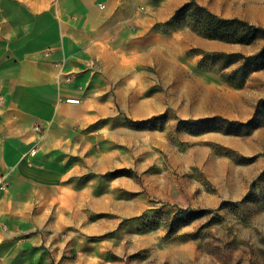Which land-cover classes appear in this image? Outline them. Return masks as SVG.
Returning a JSON list of instances; mask_svg holds the SVG:
<instances>
[{"label":"rangeland","instance_id":"374dc122","mask_svg":"<svg viewBox=\"0 0 264 264\" xmlns=\"http://www.w3.org/2000/svg\"><path fill=\"white\" fill-rule=\"evenodd\" d=\"M197 1L264 26V0ZM168 22L123 52L112 115L79 135L81 195L51 264H264V69L237 85L227 76L238 64L202 62L264 40L228 43L191 18Z\"/></svg>","mask_w":264,"mask_h":264},{"label":"crops","instance_id":"0c3cea01","mask_svg":"<svg viewBox=\"0 0 264 264\" xmlns=\"http://www.w3.org/2000/svg\"><path fill=\"white\" fill-rule=\"evenodd\" d=\"M186 1L0 0V264L61 258L75 222L64 213L81 195L79 135L112 115L123 52Z\"/></svg>","mask_w":264,"mask_h":264},{"label":"trees","instance_id":"16d2710c","mask_svg":"<svg viewBox=\"0 0 264 264\" xmlns=\"http://www.w3.org/2000/svg\"><path fill=\"white\" fill-rule=\"evenodd\" d=\"M185 18L193 19L195 27L213 39L246 45L253 44L258 40H264V26L255 25L240 18L219 16L208 7L201 5L197 0H189L179 7L166 25L175 27ZM209 60L212 62L222 61L224 68L238 64L231 74L227 76V79L237 85H241L252 72L264 69V45L260 50L252 54L238 52L206 54L202 62ZM210 121L209 119H200L195 122L203 124ZM222 121L229 127L249 128L252 125V121L247 123L227 119H222ZM184 123H193V121ZM201 214L198 215L200 216Z\"/></svg>","mask_w":264,"mask_h":264},{"label":"built area","instance_id":"2783aa9c","mask_svg":"<svg viewBox=\"0 0 264 264\" xmlns=\"http://www.w3.org/2000/svg\"><path fill=\"white\" fill-rule=\"evenodd\" d=\"M67 102L68 103H79L80 100H78V99H68Z\"/></svg>","mask_w":264,"mask_h":264}]
</instances>
